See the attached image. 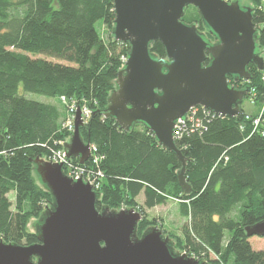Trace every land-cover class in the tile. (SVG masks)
Here are the masks:
<instances>
[{
    "label": "trees",
    "instance_id": "obj_1",
    "mask_svg": "<svg viewBox=\"0 0 264 264\" xmlns=\"http://www.w3.org/2000/svg\"><path fill=\"white\" fill-rule=\"evenodd\" d=\"M248 1L258 30L257 50H264V0ZM114 17L112 0H0V240L25 246L37 242L27 223L51 197L35 182L32 160L47 158L69 137L59 129L60 110L25 98L31 93L89 102L93 115L80 136L101 157L93 166L103 174L97 209L134 208L142 215L140 236L148 227L162 225L148 219L146 210L177 200L186 219L181 234L173 236L179 251L208 264H264L261 246L252 247L253 236L245 233L264 220V133L253 132L244 119L255 113L241 105L236 117L203 119L200 129L175 141L189 159L185 179L191 192L185 194L177 180L179 160L145 125L137 123L125 132L104 117L129 51L128 44L112 36ZM181 20L196 23L211 38L195 7L187 6ZM97 23L110 30L108 42L100 38ZM149 50L165 58L160 42ZM247 70L249 80L235 82L228 76V84L245 90L244 99L260 107L264 70L252 64Z\"/></svg>",
    "mask_w": 264,
    "mask_h": 264
},
{
    "label": "water",
    "instance_id": "obj_2",
    "mask_svg": "<svg viewBox=\"0 0 264 264\" xmlns=\"http://www.w3.org/2000/svg\"><path fill=\"white\" fill-rule=\"evenodd\" d=\"M112 2V36L128 44L129 51L117 72L104 117L113 118L125 132L137 123L145 125L162 148L176 155L181 164L178 184L188 194L191 188L185 171L189 159L173 140L174 124L186 120L187 112L197 106L220 118L240 113L246 91L229 86L227 77L235 82L249 80L248 64L264 70V59L257 54L254 9L242 8L238 0ZM190 5L214 37L213 44L195 23L182 22ZM156 41L163 46L165 58L150 52ZM73 124V133L63 143L65 157L84 164L90 151L89 143L80 136L84 125L78 104ZM32 163L51 202L37 221L29 224L36 243L25 246L0 240V264H208L175 251V240L157 226L138 236L142 215L134 208L97 209L98 193L87 180H81V174L75 180L66 176L63 162L37 157ZM245 233L247 237H264V220L246 227Z\"/></svg>",
    "mask_w": 264,
    "mask_h": 264
},
{
    "label": "built area",
    "instance_id": "obj_3",
    "mask_svg": "<svg viewBox=\"0 0 264 264\" xmlns=\"http://www.w3.org/2000/svg\"><path fill=\"white\" fill-rule=\"evenodd\" d=\"M125 60L126 58L123 59V62H125ZM60 101L62 103L64 111L63 120L60 124L61 130L71 135L74 129L73 121L77 104L80 106V113L83 125L88 122L91 116L90 111L92 109L86 104L84 100H80V102L76 99H66L65 97H60ZM250 102L253 103V101ZM262 106L264 109V103ZM214 116L217 115L203 107L197 106L191 108L185 116L186 120L178 119L177 122L174 124L172 132L174 142L180 140L184 134L191 133L194 130L200 129L202 127L203 119L209 120ZM244 119L251 125L253 132L259 133L261 135L264 133V111H261L259 115L255 117L245 115ZM67 142V140L60 141L58 143L59 148L52 151L47 158H44V160L51 163L63 162V172L66 176L71 177V179L75 180L79 178V175L81 174V180L85 183L87 180L88 185H92V189L97 192L103 180V174L100 171H94L93 169V166H96L101 160V157H99L97 154V148L94 145L89 144L90 157L87 161L91 163L90 166L87 168V166L85 167L83 166V164L76 165L73 164L71 160L67 159L69 162L66 160V150L63 146V143Z\"/></svg>",
    "mask_w": 264,
    "mask_h": 264
},
{
    "label": "rangeland",
    "instance_id": "obj_4",
    "mask_svg": "<svg viewBox=\"0 0 264 264\" xmlns=\"http://www.w3.org/2000/svg\"><path fill=\"white\" fill-rule=\"evenodd\" d=\"M228 2H231L232 0H227ZM239 5L240 6H248V7H252L253 5L251 2H249L248 0H238ZM263 6H264V1H263ZM189 12L187 11L186 14H188ZM196 24V23H195ZM97 31L99 33L100 38L104 41V42H108L110 40V30L106 27V25L102 24V23H97ZM258 53H260L259 56H261L264 59V50L259 49L257 50ZM25 98L29 99V100H33V101H37V102H41V103H45V104H50L53 106H56L60 112H61V116H60V121L59 123L61 124L62 120H63V115H64V111H63V106L62 103L59 99H50V98H46L37 94H31V93H25ZM80 101V100H79ZM81 102V101H80ZM248 102V103H247ZM86 104L89 106V102H86ZM242 107L244 108V111L248 112V109L251 112H254V117L258 116L259 113L261 111H264L263 106H252L253 103H251L249 100L247 101L246 99L243 100V103L241 104ZM241 107V106H240ZM59 129H61V126L59 125ZM73 133V132H72ZM71 136V135H69ZM65 140H69V137ZM64 141V140H63ZM35 176V182L39 184L37 175ZM13 197L14 195L11 193L9 194V199L11 201H13ZM137 201L139 202V204L141 203V197H137ZM180 208H179V203L177 200H168L167 203L163 204V205H159L156 206L153 209L150 210H146V215L148 219H157V224L159 225V223H161V227L159 226V228L161 229V231L163 232L164 235L168 236L169 235L171 237V240H175V237L173 236H178L181 233V229L182 226L184 225V223L186 222V219L182 218L180 215ZM38 218V217H37ZM37 218H31L29 219L28 223H27V231L28 232H32L34 233L35 231L30 227V223H33L34 221H37ZM227 237V235L225 236ZM250 243L252 245V247L257 248L256 246L260 245V249H262L264 251V238L262 237H257V236H253L250 239ZM175 244H176V240H175ZM174 244V245H175ZM176 246V245H175ZM175 251L178 252H182L179 251V249L177 247H175ZM183 253V252H182Z\"/></svg>",
    "mask_w": 264,
    "mask_h": 264
},
{
    "label": "flooded vegetation",
    "instance_id": "obj_5",
    "mask_svg": "<svg viewBox=\"0 0 264 264\" xmlns=\"http://www.w3.org/2000/svg\"><path fill=\"white\" fill-rule=\"evenodd\" d=\"M242 7V6H241ZM243 8V7H242ZM211 38H209V39H207V40H209V42L211 43V44H213L214 42H215V40H214V37H212V36H210ZM257 54L258 55H260V53H258V51H257Z\"/></svg>",
    "mask_w": 264,
    "mask_h": 264
},
{
    "label": "crops",
    "instance_id": "obj_6",
    "mask_svg": "<svg viewBox=\"0 0 264 264\" xmlns=\"http://www.w3.org/2000/svg\"><path fill=\"white\" fill-rule=\"evenodd\" d=\"M138 197H141V203L143 202V195H139ZM138 202V201H137ZM139 203V202H138Z\"/></svg>",
    "mask_w": 264,
    "mask_h": 264
}]
</instances>
